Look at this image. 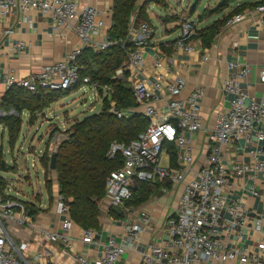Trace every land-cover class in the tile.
I'll return each mask as SVG.
<instances>
[{
	"label": "built area",
	"instance_id": "built-area-1",
	"mask_svg": "<svg viewBox=\"0 0 264 264\" xmlns=\"http://www.w3.org/2000/svg\"><path fill=\"white\" fill-rule=\"evenodd\" d=\"M155 1L137 0L136 7ZM14 9L21 13L38 10L50 16L56 29L74 31L81 45L73 48L65 59L47 63L26 77L14 73L5 75L7 89L21 87L38 93L40 90H70L78 85L80 89L88 85L102 98L101 89L105 95H110L113 89L94 82L90 75L82 76L84 66L79 63V59L84 49L101 52L113 45L125 50L128 48L126 60L113 77L129 83L136 106L115 109V103L112 102L111 111L119 118L144 115L148 119V127L129 143L113 141L110 144L107 157L115 159L121 156L123 162L107 176L104 196L107 208L122 207L132 197L136 181L172 184L184 181L187 170L194 162L193 142L188 135L204 127L202 100L206 89L197 86L188 96L182 97L187 81L181 74L174 79H167L165 73L160 71L165 56L159 49L153 57L154 76L136 79L148 67L145 49L150 46L153 37L151 25L140 22L138 28L133 27L137 19V14L133 13L127 37L113 41L108 36L111 27L107 22L108 17L95 6L80 5L75 0H0L3 14ZM256 9L263 16L260 23L264 26V4L258 5ZM243 18V14H237L226 24L232 25ZM181 30V36L172 44V48L196 51L193 39L197 28L194 20L184 19ZM5 32L8 34L12 30ZM17 47L22 48L23 43H17ZM208 59V55L203 56L204 61ZM230 66L234 71L223 85L224 92L231 95L230 105L218 113L215 127L208 134L207 160L196 177L189 179L186 184L176 214L167 219L165 229L171 242L168 247L149 243L142 252L139 264H216L232 260L247 264L256 260V255H250L247 248H230L219 236L222 227L226 233H236L242 239L244 228L249 223L242 201L228 202L223 193L225 186L231 187L234 177H242L250 172L261 173L264 177V96L258 97L243 86L252 72L250 65L232 62ZM260 81L264 84V68L260 71ZM161 98L166 99L163 108L155 104ZM240 141L243 142L241 148L247 151L251 160L225 164L226 148ZM166 144H173L176 148V167L161 163ZM2 191L0 264H62L61 259L57 258L58 253L74 264H124V254L129 248L137 247L150 222L147 212L141 211L140 221L135 222L132 220L134 211L126 209L128 218L122 219L125 228L123 238L109 236L103 239L96 229L78 227L71 216L69 204L59 196L54 207L58 218L57 227L45 229L37 222V214H30L26 203ZM252 192L258 194L256 190ZM225 212L230 218L224 217ZM263 223L264 210L254 220L253 228L261 232ZM74 235L83 245L101 247L100 254L90 257L75 250ZM258 250L264 255V237L258 243Z\"/></svg>",
	"mask_w": 264,
	"mask_h": 264
},
{
	"label": "crops",
	"instance_id": "crops-1",
	"mask_svg": "<svg viewBox=\"0 0 264 264\" xmlns=\"http://www.w3.org/2000/svg\"><path fill=\"white\" fill-rule=\"evenodd\" d=\"M75 1L80 5L97 7L108 17L107 22L112 25L114 0ZM223 1L225 0H213L214 6L212 7H209V4L204 5V9H210L211 13L206 16L198 14L199 18L197 22L194 15L172 13L162 17L156 14L157 25H160L162 29L160 35L157 34L158 26L154 24L149 14V11H153L152 6L154 4L160 3L155 1L148 6L147 15L149 23L153 28V37L150 46L145 49L148 67L143 73L138 74L136 79L154 76L156 70L152 65L153 57L158 49L162 51L165 57L164 66L160 71L165 73L168 80L174 79L178 74H181L187 81V86L181 95L182 97L188 96L197 86H203L206 89V95L202 100L204 127L198 132L188 135L192 138L193 142L194 162L190 170H187V177L184 181L177 184L165 182L164 185H160L157 189L156 186L152 188L150 185L148 189L152 190L148 198L141 201L138 200L139 203H136L134 200L130 206H127L125 202L122 207L108 209L107 203L103 198L100 204L99 227L96 228L103 239L109 236H114L117 239L123 238L125 228L122 219L128 218V213L125 212L126 209L134 211L132 220L135 222L140 221L139 215L141 211L147 212L150 216V222L141 235L137 247L129 248L124 254V264H139L142 252L149 243H156L165 247L169 246L171 238L165 229L167 219L176 214L186 184L189 179L196 177V173L207 160L208 134L215 127L218 113L230 105L231 95L225 93L223 90L224 81L234 71L230 64L232 62H240L250 65L252 72L247 77L246 82L243 83V86L258 97L264 96V84L260 81V71L264 68V26L260 23L263 16L256 9L257 3H260L262 0H227L225 6L218 9V6ZM140 8L139 6L135 7L134 13L137 14V17ZM232 12L233 14L229 19L237 14H243L244 18L232 25H227L226 22L214 37L210 47L204 48L200 39L194 38L193 43L196 45V51L187 52L172 48V42L178 39L181 33L174 39L170 38L171 34L179 28L182 32L181 27L184 19H193L196 28L203 29L215 21L223 19ZM173 14L180 17L170 20ZM139 24L140 22L136 19L133 27L138 28ZM6 30H12V32L7 34ZM19 42L23 43L22 48L17 47V43ZM79 45H81V41L74 31L66 28L56 29L52 18L38 10L31 9L25 13H21L14 9L8 14H3L0 11V103L8 90L4 84L5 75L14 73L18 76L26 77L30 73L40 70L47 63L65 59L68 53ZM204 55H208L209 59L207 61L203 60ZM165 103L166 99L161 98L155 104L163 108ZM44 111L43 113L46 117ZM27 115L29 116L30 114L26 112L22 114L23 122L24 116ZM29 121L30 117H28V124L31 125ZM73 123H69L68 129ZM68 129L63 130L66 133L61 138L62 140L66 138ZM56 135L61 134H54L53 137ZM241 144H243L242 141L226 148L224 155L225 164L232 162L242 163L251 160L247 151L241 148ZM164 151L167 153V164L163 165L173 166L169 151L167 148ZM38 160L41 165L40 156ZM33 161V167L36 168L37 161ZM176 163L178 166V157ZM233 184L231 187L225 186L223 193L226 195L229 203L242 201L244 213L249 223L244 228L242 239H239L236 233H226L222 227H220L219 236L221 240L226 242L228 247L247 248L250 255H256V260L249 261L247 264H262L264 263V255L259 252L258 243L264 237V223L262 231L259 232L253 228V222L260 212L264 210V177L261 173L250 172L242 177H234ZM45 186L47 189L46 180ZM253 190H256L258 194L254 195ZM47 193L48 202L46 204L42 203V198L41 201H33L39 209L37 222L45 229H55L58 224V218L55 215L54 209L55 201L61 196L56 170H53L52 178V203L50 202L51 193L48 189ZM147 193V189H140L138 193L140 195H137V198L147 197ZM223 215L227 219L230 218L227 212L223 213ZM221 223H224V218L221 220ZM77 226L80 227L78 224ZM74 237L75 241L73 245L75 250L86 253L90 257H96L100 254L101 247L83 245L77 240V236L74 235ZM57 258L61 259L62 264H74L69 258L60 253L57 254ZM216 264L240 263L239 261L232 260Z\"/></svg>",
	"mask_w": 264,
	"mask_h": 264
},
{
	"label": "trees",
	"instance_id": "trees-1",
	"mask_svg": "<svg viewBox=\"0 0 264 264\" xmlns=\"http://www.w3.org/2000/svg\"><path fill=\"white\" fill-rule=\"evenodd\" d=\"M226 1H223L218 9L223 8ZM136 2L137 0H114L113 21L108 29L111 40H122L127 37ZM156 2L161 4L162 0H156ZM257 4H264V0ZM148 6L147 3L140 8L137 21L149 23ZM232 14L233 12L203 29H197L194 38H199L204 48L210 47L214 37ZM126 50L119 45H113L101 52H94L91 48L84 49L79 59V63L84 66L82 76L90 75L94 82H98L101 86H110L113 91L110 95H105L104 91L100 90L103 100L101 111L76 120L55 151L59 193L69 204L73 220L86 229L99 227L100 204L105 196L107 176L123 162L121 156L115 159L107 157L110 144L113 141L129 143L137 139L148 127V119L144 115L134 114L119 118L111 111L112 102L115 103V109L124 110L136 106L133 89L129 83L113 77L127 58ZM78 87L79 85L75 89ZM73 90H40L38 95L21 87L8 89L0 103V109L5 112V116L0 117V125L3 124L7 129L10 143L14 144L19 137L24 112L30 114L43 112ZM11 110L17 114H9ZM165 148L169 151L171 162H173L172 167H176L175 146L166 144ZM41 163L44 167L47 166L44 157L41 158ZM0 182H2L1 177ZM164 184L165 182L160 181H136L132 188V197L126 201V205L130 206L134 200L139 203L138 200L147 199L152 190L148 189L150 185L152 188L156 186L157 189ZM47 189L51 193V185L48 182ZM140 189H147V197L137 198V195H140L138 194ZM50 198H53L52 193ZM26 206L30 214L39 212L38 206L32 202H27Z\"/></svg>",
	"mask_w": 264,
	"mask_h": 264
},
{
	"label": "rangeland",
	"instance_id": "rangeland-1",
	"mask_svg": "<svg viewBox=\"0 0 264 264\" xmlns=\"http://www.w3.org/2000/svg\"><path fill=\"white\" fill-rule=\"evenodd\" d=\"M163 5L154 4L153 11L149 14L156 26H158L157 34H161V26L157 25V17H165L172 13H183V15H191L198 21V14L206 16L211 10L209 7L214 6L213 0H162ZM166 5V6H165ZM178 15H172L173 20ZM182 18V17H181ZM171 22V21H170ZM180 28L171 34L170 38H177L180 35ZM103 100L94 93L88 85L80 89H74L69 94L62 97L59 101L52 104L44 112L30 114L24 116L22 130L17 141L12 144L8 137V131L3 124L0 125V190L8 193L24 203L33 201H41L46 204L48 202V193L45 186L50 183L52 187L53 170L50 168L51 156L55 153L58 143L62 140L66 131L75 120L84 119L94 113H99L102 109ZM42 111V110H41ZM9 114H17L11 110ZM5 116V112L0 111V117ZM30 117V124H28ZM57 126V127H56ZM69 130V129H68ZM58 136L54 139V134ZM44 157L47 166L44 167L38 160V157ZM37 161V167H33L34 161ZM5 163L6 170H2V164ZM161 163L167 164V153L164 151ZM43 167V168H42ZM9 189V190H8ZM5 190V191H4ZM50 202L53 199L50 198ZM113 211V210H112Z\"/></svg>",
	"mask_w": 264,
	"mask_h": 264
},
{
	"label": "water",
	"instance_id": "water-1",
	"mask_svg": "<svg viewBox=\"0 0 264 264\" xmlns=\"http://www.w3.org/2000/svg\"><path fill=\"white\" fill-rule=\"evenodd\" d=\"M38 95H40V93H38ZM55 161H56V153H53L52 156H51V165H50V168L52 170H55V168H56ZM1 169L2 170H6L7 169L4 162L2 164Z\"/></svg>",
	"mask_w": 264,
	"mask_h": 264
}]
</instances>
